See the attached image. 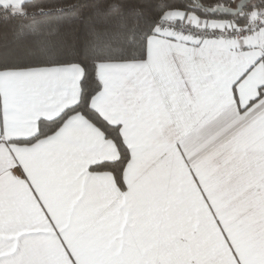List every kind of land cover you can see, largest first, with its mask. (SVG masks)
I'll list each match as a JSON object with an SVG mask.
<instances>
[{"label":"snow or ice","instance_id":"1","mask_svg":"<svg viewBox=\"0 0 264 264\" xmlns=\"http://www.w3.org/2000/svg\"><path fill=\"white\" fill-rule=\"evenodd\" d=\"M0 23V264H264V0Z\"/></svg>","mask_w":264,"mask_h":264},{"label":"trees","instance_id":"2","mask_svg":"<svg viewBox=\"0 0 264 264\" xmlns=\"http://www.w3.org/2000/svg\"><path fill=\"white\" fill-rule=\"evenodd\" d=\"M64 2L67 3V4H71V3L74 2V0H64ZM199 2L203 3L205 5H208V4H213L214 5L217 2H222V0H199ZM4 28H5V25L0 23V34L3 33Z\"/></svg>","mask_w":264,"mask_h":264}]
</instances>
